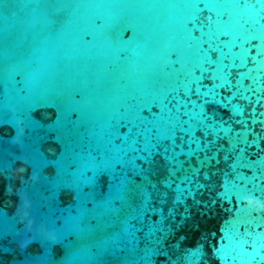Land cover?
I'll use <instances>...</instances> for the list:
<instances>
[{
    "label": "water",
    "instance_id": "water-1",
    "mask_svg": "<svg viewBox=\"0 0 264 264\" xmlns=\"http://www.w3.org/2000/svg\"><path fill=\"white\" fill-rule=\"evenodd\" d=\"M0 264H264V0H4Z\"/></svg>",
    "mask_w": 264,
    "mask_h": 264
},
{
    "label": "snow or ice",
    "instance_id": "snow-or-ice-1",
    "mask_svg": "<svg viewBox=\"0 0 264 264\" xmlns=\"http://www.w3.org/2000/svg\"><path fill=\"white\" fill-rule=\"evenodd\" d=\"M4 3V0H0V4ZM163 107V106H162ZM112 119H117L119 120L124 119V116L121 114H115V115H109L108 117V122H107V127L111 128V120ZM131 126L128 129V132L124 134L121 137V140L123 141L122 146H119L117 148L118 152L121 153H127L128 150H131L134 153H137V155L132 159L131 163L133 166H135V160L140 159V160H150L151 155H153L157 148L161 149L159 152L160 155H163L165 160H172L175 158V152L174 149L176 147H181V145H177L175 143V137H171L172 144L171 146H166V145H161L159 143V138L157 137V143L153 144L152 143V129L145 124L142 128L139 124H136L134 122H129ZM120 126H125V125H120ZM133 128L136 129L135 132H133ZM138 138H143V146L142 147H137L136 145L139 143ZM197 144H199V141H196ZM141 152H147L149 155L148 157L139 155ZM169 153H172L169 155ZM115 163H120L123 164L125 161L122 159L121 156L116 155L112 158ZM105 167H111L112 168V173H113V179H119V183L114 185L115 187V195L112 197V200L108 201L107 203H112L114 200H120L122 202V207H127V208H133V201L136 199L137 195L143 196L145 199H147L148 194L144 190H140L139 193L137 191V188L135 187H129L128 183L126 182V177L125 178H120L118 174L115 173V164H109L108 162L105 163ZM170 175H174L175 173L171 168L168 169ZM167 185L171 184V180L166 181ZM155 187V185H153ZM121 209L113 208L112 211L119 213Z\"/></svg>",
    "mask_w": 264,
    "mask_h": 264
}]
</instances>
